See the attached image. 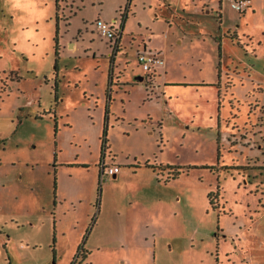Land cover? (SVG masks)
<instances>
[{
    "label": "rangeland",
    "instance_id": "rangeland-1",
    "mask_svg": "<svg viewBox=\"0 0 264 264\" xmlns=\"http://www.w3.org/2000/svg\"><path fill=\"white\" fill-rule=\"evenodd\" d=\"M249 2L133 0L110 78L94 25L119 30L128 0H0V264H264V0ZM145 45L165 63L144 70Z\"/></svg>",
    "mask_w": 264,
    "mask_h": 264
},
{
    "label": "built area",
    "instance_id": "built-area-1",
    "mask_svg": "<svg viewBox=\"0 0 264 264\" xmlns=\"http://www.w3.org/2000/svg\"><path fill=\"white\" fill-rule=\"evenodd\" d=\"M231 6L241 12L245 11L250 6V2L249 0H231ZM95 28L99 36L108 39L112 44H115L117 38L119 37L118 29L114 23L99 19L95 23ZM137 57L140 64L146 71H151L156 65H161L165 62L160 51L150 49H143L142 51H139L137 53ZM119 171V166L106 164L102 165V175H116Z\"/></svg>",
    "mask_w": 264,
    "mask_h": 264
},
{
    "label": "trees",
    "instance_id": "trees-1",
    "mask_svg": "<svg viewBox=\"0 0 264 264\" xmlns=\"http://www.w3.org/2000/svg\"><path fill=\"white\" fill-rule=\"evenodd\" d=\"M132 1L133 0H128V6L126 7V10H125V13L123 14V16H122V20H121V25L119 26V30H118V33H119V37L117 38V40H116V42H115V44H114V46H113V48H112V53H111V59H112V70H110V73H109V77L111 78V75H113V65H114V63H115V60H116V55H117V52L119 51V50H121V48H120V41H121V36H122V32L124 31V28H125V21H126V19L128 18V13H129V11H130V4L132 3ZM242 12H244V11H241L240 13H242ZM57 19H58V31H57V35H56V39H57V43H58V45H59V24H60V16H59V12H57ZM144 49H146V45H145V48ZM148 49V48H147ZM145 78H146V76H145ZM144 78V79H145ZM146 80V79H145ZM144 80V81H145ZM112 83V81L110 82V84ZM107 128L104 130V133H103V146H102V150L104 151V153H105V151H106V149H107ZM104 155V154H103ZM164 167H166V169L167 170H169V172H170V177L171 178H177V177H179L180 175H181V173L183 172V167H180V166H171V165H167V166H164ZM152 168L153 169H155V166H152ZM102 174V173H101ZM214 193L213 192H211L210 194H209V198H210V200H211V202L213 203V200H212V195H213ZM217 194V193H216ZM89 254V251L88 250H86V248H84V246H80L79 247V249H78V251H77V258H80L81 256L83 257V258H86L87 257V255Z\"/></svg>",
    "mask_w": 264,
    "mask_h": 264
},
{
    "label": "crops",
    "instance_id": "crops-1",
    "mask_svg": "<svg viewBox=\"0 0 264 264\" xmlns=\"http://www.w3.org/2000/svg\"><path fill=\"white\" fill-rule=\"evenodd\" d=\"M247 10V9H246ZM245 10V11H246ZM99 20V19H98ZM114 21H117L116 19H114ZM116 26V25H115ZM122 39H123V35L121 36V41H120V47H122ZM76 44V43H75ZM148 48V45H146V49ZM150 50H159L161 53H162V51L160 50V49H153L152 47H151V49ZM165 63V62H164ZM163 68H164V66H163ZM120 172V171H119ZM117 175V174H116ZM116 175H114V176H116Z\"/></svg>",
    "mask_w": 264,
    "mask_h": 264
},
{
    "label": "flooded vegetation",
    "instance_id": "flooded-vegetation-1",
    "mask_svg": "<svg viewBox=\"0 0 264 264\" xmlns=\"http://www.w3.org/2000/svg\"><path fill=\"white\" fill-rule=\"evenodd\" d=\"M97 21V20H96ZM96 23V22H95ZM94 31L96 32V34L98 35V33H97V31H96V28H95V25H94ZM99 36V35H98ZM100 38H104V37H101V36H99ZM108 40V39H107ZM109 41V40H108ZM110 42V41H109ZM113 48V47H112ZM121 48V47H120ZM120 51V50H119ZM119 51L117 52V54L119 53ZM103 164H106L104 161L101 163V173H102V165ZM107 165V164H106Z\"/></svg>",
    "mask_w": 264,
    "mask_h": 264
},
{
    "label": "water",
    "instance_id": "water-1",
    "mask_svg": "<svg viewBox=\"0 0 264 264\" xmlns=\"http://www.w3.org/2000/svg\"><path fill=\"white\" fill-rule=\"evenodd\" d=\"M139 79H140V80H143V79H144V76H140Z\"/></svg>",
    "mask_w": 264,
    "mask_h": 264
}]
</instances>
